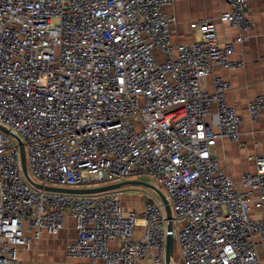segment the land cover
<instances>
[{
    "label": "built area",
    "instance_id": "1",
    "mask_svg": "<svg viewBox=\"0 0 264 264\" xmlns=\"http://www.w3.org/2000/svg\"><path fill=\"white\" fill-rule=\"evenodd\" d=\"M175 1L0 0V125L22 139L43 186L154 177L172 209L174 264H261L264 216L251 212L264 209V153L238 181L214 153L221 138L244 144L216 70L244 67L234 54L245 37L222 42L215 21L200 19L197 39L175 42L176 17L164 10ZM227 1L220 21L252 30L251 0ZM263 109L264 95L247 104L253 121ZM70 220L76 237L64 253L75 262L62 264H165L168 220L155 192L126 208L119 189L36 188L17 140L0 130V264H19L20 249Z\"/></svg>",
    "mask_w": 264,
    "mask_h": 264
},
{
    "label": "crops",
    "instance_id": "2",
    "mask_svg": "<svg viewBox=\"0 0 264 264\" xmlns=\"http://www.w3.org/2000/svg\"><path fill=\"white\" fill-rule=\"evenodd\" d=\"M176 17L172 25V38L175 42L189 43L199 37V31L191 27V23L200 19H213L216 23L218 36L222 42H228L237 37L245 40L236 44L234 57L244 62V67L234 70L217 68L216 74L230 83L226 93V100L242 115L240 145L228 138H221L214 147V153L219 158L222 169L234 180L238 181L242 174L255 172L256 165L253 159L264 153V109L260 117L253 121L247 111V104L254 98L264 95V0H251L248 13L253 22L249 32L241 31L220 21L219 15L230 10L227 0H176L171 6L164 9ZM212 87V77L207 79ZM124 190V187L121 188ZM122 192L126 208H140L139 196L132 195L131 190ZM143 196V195H141ZM128 198V199H126ZM254 218L264 216V209L252 208ZM137 231V236L141 235ZM76 230L73 220L65 226L63 231L55 237L45 235L43 239L33 244L28 251L19 250V264H51L73 263L75 261L65 256V245L74 240ZM260 263L264 264V240L255 238ZM143 264H149L148 261Z\"/></svg>",
    "mask_w": 264,
    "mask_h": 264
},
{
    "label": "water",
    "instance_id": "3",
    "mask_svg": "<svg viewBox=\"0 0 264 264\" xmlns=\"http://www.w3.org/2000/svg\"><path fill=\"white\" fill-rule=\"evenodd\" d=\"M0 130L10 133L18 142L19 148H20V155H21V163H22V168L23 172L28 179V181L35 186L36 188L39 189H45L47 191H53V192H60V193H69V194H96V193H102L105 191H110V190H116L120 189L129 185H143L151 189L153 192H155L160 199L163 201L165 210H166V217L168 220V225H167V239H166V251H165V264H174V253H175V235H174V227H173V218H172V209L170 206V203L166 199V196L164 193L158 189L156 186H153L149 183L139 181V180H127V181H122L118 183H110L107 185L99 186V187H93V188H64V187H58V186H43L40 183L35 182L32 180L28 174L27 171V163H26V153H25V147H24V142L22 139L14 134L11 133L8 129H6L4 126L0 125Z\"/></svg>",
    "mask_w": 264,
    "mask_h": 264
},
{
    "label": "rangeland",
    "instance_id": "4",
    "mask_svg": "<svg viewBox=\"0 0 264 264\" xmlns=\"http://www.w3.org/2000/svg\"><path fill=\"white\" fill-rule=\"evenodd\" d=\"M131 180H139V181H143V182H146V183H149L153 186H156L158 189H160L163 193L165 192L164 190V187L154 178L152 177L151 175H142L140 177H136V178H132ZM110 184V183H108ZM125 190H131V194L132 195H137L139 197L138 198V202H140L139 205L142 206V203H143V196L141 195H144L145 193H151L153 194V191L151 189H149L148 187L146 186H143V185H138V184H134V185H129V186H126L124 187V190L123 189H119V191L121 192H126ZM128 199V198H126ZM175 260H177V257L179 256L180 254V248H179V244L177 243V241L175 242ZM51 264H55V263H51Z\"/></svg>",
    "mask_w": 264,
    "mask_h": 264
}]
</instances>
